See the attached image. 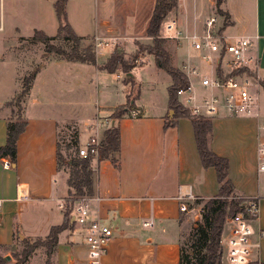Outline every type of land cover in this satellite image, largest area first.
I'll return each instance as SVG.
<instances>
[{
	"label": "crops",
	"instance_id": "1",
	"mask_svg": "<svg viewBox=\"0 0 264 264\" xmlns=\"http://www.w3.org/2000/svg\"><path fill=\"white\" fill-rule=\"evenodd\" d=\"M182 1L178 0L180 4L174 9L172 18L177 20L179 29L187 33L201 32L204 20L213 14L217 15L218 26L222 27L224 17L216 12V0H204L201 7L193 6L191 16L182 11ZM27 4V0H0V146L5 144L6 125L11 118L8 104L19 89L12 51L14 40L22 36L17 28L19 22L14 21V5L18 13L23 12V5L26 10ZM219 7L229 16V25L222 33L229 39L252 38V50L259 55L260 72L264 73V0H221ZM136 22L132 15L128 27L134 28ZM68 23L76 35L90 36ZM146 25L141 27V35L132 33L134 36L129 37L150 39L143 35ZM94 26L90 40L95 34L115 37L118 30L108 18L94 21ZM57 28L58 25L52 35L43 29L37 30L55 36ZM160 35H163L161 28ZM168 41H171V54L167 51L172 59L173 55L176 57L179 43L170 38L166 44ZM112 51L111 47L104 48L102 54L107 56L102 60L99 58L101 52L98 53L95 64L56 57L41 65L34 85L35 95L26 105L27 123L16 142V162L5 168L2 159L9 158L0 157V248L6 250L4 256L14 246L16 236L44 237L51 226L64 220L60 204L68 193L67 173L58 169L56 158L62 129L78 126L83 130V123L94 117L110 116L108 108L127 103L135 105L140 81L134 71L143 69L151 61L154 63L153 58L146 56L131 71L134 76L131 84L124 77L126 85L120 87V95L119 88L110 85L108 76L115 74L120 78L121 72L100 69ZM207 73L211 74V67L203 72ZM188 81L191 83L190 77ZM111 88L112 92L106 94ZM113 92H116L113 98L105 101ZM257 98V116L236 117L221 113L222 116L211 117L210 148L227 158L228 177L240 196L264 191L263 174L257 171V127L264 123V87L258 90ZM133 108L139 110L140 117L131 119L124 115L117 123L120 136L119 150L114 154L117 164L111 158L92 162L94 195L100 198L93 203V208L110 222L114 232L103 261L105 264H179L184 213L177 198L179 187L188 186L195 198H211L218 192L216 173L212 167H202L191 121L185 117L173 119L168 94L167 100L156 110ZM75 133L74 130L68 135L70 140ZM205 187L212 188V193L203 194L207 191H203ZM69 222L72 228L58 235L55 264H85L83 233L74 221ZM145 222L150 225H144ZM252 227L264 231V198L260 200L259 215ZM258 241L259 248L254 250L252 258L264 264V238Z\"/></svg>",
	"mask_w": 264,
	"mask_h": 264
},
{
	"label": "trees",
	"instance_id": "2",
	"mask_svg": "<svg viewBox=\"0 0 264 264\" xmlns=\"http://www.w3.org/2000/svg\"><path fill=\"white\" fill-rule=\"evenodd\" d=\"M68 0H54L53 7L58 20V28L55 36H48L41 30H35L34 34L29 37L30 40L39 41L44 44L46 51L54 52L68 61H77L81 63H96V54L93 49V43L82 44L85 37L76 35L66 16V2ZM221 0H216V12L224 17V23L220 28L222 32L229 25L228 13L223 11L219 5ZM178 0H155L147 25L144 30V36L151 39L149 44H139L136 46L144 50L147 55L152 56L157 68L163 69L170 77L171 81L167 87L168 107L173 110V119L189 118L192 124L193 135L196 150L203 168H214L216 180L218 183V192L215 196L203 199L195 198L193 203L188 206L201 205L200 218L189 228L183 239L180 240L179 264H223L220 237L227 218L241 209V202L244 196L238 195L234 191L232 181L228 177V160L223 156L214 153L210 148L212 137V120L211 117L194 116L188 109L181 104L177 91L180 88H186L189 84L185 73L178 67L174 66L171 61L169 52L165 44L166 38L160 35V28L166 15L176 9ZM58 40L59 46L50 44V41ZM92 40V39H91ZM125 58V53L119 47H115L105 61L100 65L109 73L121 70L124 74H129L137 67L135 59ZM243 69L233 72L241 73ZM222 74L220 67L216 71ZM131 81V76L127 78ZM20 95V94H19ZM133 108V105H118L108 108L111 111L110 117L113 124L105 131L104 140L99 150L100 159L111 158L114 164L117 159L114 154L118 152L120 146V136L118 121ZM169 122H173L169 121ZM168 122V123H169ZM27 120L19 114L17 118H10L6 125V141L0 146V157H8L11 163L16 162V142L19 135L24 131ZM167 123V124H168ZM68 148H73V154L69 153L67 157L58 150L56 153L57 167L67 173L68 193L64 199L62 223L50 227L48 234L42 239L30 242L28 239L22 241V250L17 256L16 264L25 263L30 255L39 247L45 249L47 259L45 264H49V257L54 252L58 242V235L65 229H71L70 217L75 201L82 196H93L94 187V170L92 168L93 159L91 157H79L77 150L79 147L77 133L71 138ZM231 195V196H230ZM231 197V198H229ZM0 259H2L0 257ZM248 264H262L259 260H253Z\"/></svg>",
	"mask_w": 264,
	"mask_h": 264
},
{
	"label": "built area",
	"instance_id": "3",
	"mask_svg": "<svg viewBox=\"0 0 264 264\" xmlns=\"http://www.w3.org/2000/svg\"><path fill=\"white\" fill-rule=\"evenodd\" d=\"M220 28L218 17L214 14L206 17L201 32L187 33L179 29L176 19L166 23L167 33L162 37L174 39L178 43L181 39H186L194 50L200 52L201 60L211 67V74H202L200 78L208 94L198 101L193 86L189 82L186 88H180L177 91L179 100L183 107L194 116L212 117L221 112L229 116L239 114L257 116V92L264 87V73L260 72L259 55L252 50L253 40L246 36L229 39L220 31ZM92 40H94L93 49L96 55L106 47L112 49L117 47L118 41L115 37H104L98 34H95ZM229 56H231L230 59H228ZM218 67L222 70L221 75L216 72ZM240 68L243 69L241 73L233 74ZM181 70L187 78L191 74H199L196 67H190L188 64H183ZM182 95H186L184 99H181ZM129 113L130 117L135 118L139 115V110L132 108ZM112 124L113 119L110 116L96 117L91 125L90 136L78 147V156L91 157L93 161L98 160L105 131ZM257 129L259 141L257 171L264 173V123H259ZM10 165L9 159H2L3 167L7 168ZM177 198L182 212L190 213L199 210L195 206H188L195 200L188 186L179 187ZM243 198L240 204L241 209L226 219L220 237L223 264H248L257 260L252 258V254L259 248L258 240L264 238V231L260 229L256 231L251 225L258 218L259 204L264 198V191ZM98 201L100 198L96 195L82 196L75 201L72 210L73 221L83 233L86 246L85 264H105L103 259L113 239L112 225L100 216L97 208H93V203ZM60 207H64V201ZM144 225H150V223L145 222Z\"/></svg>",
	"mask_w": 264,
	"mask_h": 264
},
{
	"label": "rangeland",
	"instance_id": "4",
	"mask_svg": "<svg viewBox=\"0 0 264 264\" xmlns=\"http://www.w3.org/2000/svg\"><path fill=\"white\" fill-rule=\"evenodd\" d=\"M53 1L54 0H27L28 4L26 5V10H24L25 7L23 5V12L18 13H16L17 10L15 9L16 6L14 5V16L16 17L14 18V21L19 22V27L17 28L19 29L18 32L22 37L19 40H14L13 42L14 46L12 55L17 65V81L19 83V89L14 94L13 99L9 102V106L7 107L8 110H10L11 118L15 119L17 118V116H19V114L22 116V118H25L26 105L32 99V96L35 95L34 85H36V82L38 81L37 75L40 71L41 65L47 62L48 59L56 57L61 58V56L56 55L54 52L46 51L43 43L29 39V37H31L37 29H43L47 34L50 35L54 34V32L56 31L58 21L54 11ZM203 1L204 0H196V2L194 3L193 0H184L181 4L182 11L184 12V14H188L189 16H191L193 13V6L197 5V7H201L203 5ZM154 3L155 0H69L65 9L67 22H71V25H73V27L81 33L85 35H90L88 38L82 41V44H88L92 41V43H94V40H90V37L94 33V21L108 18L113 24L117 26L118 29L115 32V38L118 39L116 44L117 47H119L120 50L125 53V58H128V60H131L129 58H133V56L137 54L138 57L134 61L136 65H139L143 62V58L146 59V56L148 55L144 52V50H141V48L136 46L135 43L138 42L139 44L145 45L149 44L151 39L139 38L132 40L129 36H134L132 35V33H135V35H141L139 34L140 29L143 25H146ZM179 4L180 3L178 2V5ZM132 15H135L137 21L136 26L134 28L128 27ZM68 18H70V21H68ZM172 18H174V10L170 11L162 21L161 31L163 34L167 33L165 26L166 23L172 20ZM14 30L13 36L16 35V32ZM130 30L131 32H129ZM132 42L134 43L133 45ZM50 44L54 45L55 47L60 45L58 40H52L50 41ZM170 44L171 41H168L166 44V49L171 54L172 50L170 48ZM106 56L107 55H104L101 52L99 58L103 60ZM230 58L231 56L228 57V59ZM171 61L173 65L179 66L178 68L180 69L183 64H188L190 67H196L199 70V74H191L189 75V77L191 78V84L193 85L194 91L196 92L195 95L197 97V100L201 101L203 97L208 94V92L201 84L200 78L203 72L207 71L208 68H210L209 64L201 60L200 52L194 50L186 39L180 40V43L177 48L176 57L173 55ZM151 62L148 66L144 67L143 69L136 68L134 71L136 77L140 81V85L138 87V96L136 97L135 105L133 107H140L142 110L150 109L153 111L160 107L162 102L167 100V85L170 81L169 75L163 69L155 67L154 63ZM225 67L228 68L227 66ZM117 71L121 72L120 78H116L115 74L109 75L108 78L111 82L110 85L114 84L115 87L119 88V93L121 95L122 91L120 90V87L126 85L124 82L125 76L121 70ZM131 82L132 80L130 81V84ZM93 83H95L94 80ZM94 88L95 84H93L91 88L93 101L95 98ZM111 90L112 88L108 89L106 94H110L112 92ZM115 94L116 92H113L111 94V97H105V101H107L109 98H113V95ZM186 95H182L181 99H184ZM122 99L123 96L122 98H120V100ZM114 102L115 100L112 101V103ZM129 112L126 113V117L132 119V117H130ZM171 112H173V110H171ZM221 113L216 116H222ZM244 116L247 115H236V117ZM138 117H140V115ZM95 118L96 117H94L93 120L87 121V123H83V130L78 126H70L67 129H62L63 132L60 133L59 136V150L61 151V154L64 157L69 156V153H74L73 148L67 147L70 141L68 135H70L71 132L75 130V132L77 133L79 145L85 143V141L92 132L91 125L94 122ZM260 174H263L261 175V177L263 178L264 182V173ZM205 189L207 188H203V191ZM211 189L209 188L207 189V191L205 190V193L203 194L206 195L208 193H212ZM194 206L199 210L192 211L190 213H183L182 239L183 235L186 234L189 228L195 223V221L200 218L201 212L199 211L201 205L194 204ZM165 234L167 236V232ZM42 238L43 236H23L21 238H18L16 236V238L14 239V246L9 249V253L5 254L6 256H10V260L3 262L2 259H0V264H16L17 256L22 250V241L24 239H28L30 242H34ZM4 252H6V250L0 248L1 258L4 256ZM46 259L47 255L45 253V249L39 247L30 255L28 260L23 264H45ZM49 264H55L54 254L49 257Z\"/></svg>",
	"mask_w": 264,
	"mask_h": 264
},
{
	"label": "water",
	"instance_id": "5",
	"mask_svg": "<svg viewBox=\"0 0 264 264\" xmlns=\"http://www.w3.org/2000/svg\"><path fill=\"white\" fill-rule=\"evenodd\" d=\"M129 76H131V78L134 77L133 74H132V72L129 73V74H125V78H126V79H127ZM135 92H136V85L133 87V95H135ZM73 220H74V216L72 215L70 221L73 222ZM21 237H22V236H21ZM8 260H10V256H3V257H2V261H3V262H6V261H8Z\"/></svg>",
	"mask_w": 264,
	"mask_h": 264
}]
</instances>
